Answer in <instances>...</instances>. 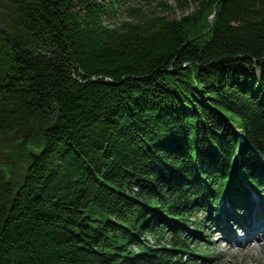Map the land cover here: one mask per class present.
Here are the masks:
<instances>
[{"label": "trees", "instance_id": "trees-1", "mask_svg": "<svg viewBox=\"0 0 264 264\" xmlns=\"http://www.w3.org/2000/svg\"><path fill=\"white\" fill-rule=\"evenodd\" d=\"M133 1L6 4L0 264H202L264 209V0Z\"/></svg>", "mask_w": 264, "mask_h": 264}, {"label": "rangeland", "instance_id": "rangeland-1", "mask_svg": "<svg viewBox=\"0 0 264 264\" xmlns=\"http://www.w3.org/2000/svg\"><path fill=\"white\" fill-rule=\"evenodd\" d=\"M158 1L160 0H135L132 2V4L138 9L139 13L142 15H171L179 17L186 12V10H183L181 7H178L176 5L175 0H161L166 1L169 5H171V10L161 9L157 4ZM1 2L2 3H0V17L6 14L7 7L6 1ZM121 9L122 8H120L119 12H121ZM122 18L130 19L131 17H129L128 14L123 11L119 15V19ZM30 151L33 150L30 149L29 152ZM253 197L254 195H252V198ZM257 205L241 214V216H243V222H240V225L242 224L243 226H246L248 225V223L250 225L253 218H264V216L260 217L261 214L254 212V208H258ZM259 209L260 211H263L264 215V209L261 207ZM200 215V212H198L197 217L200 218ZM221 215L223 214H220V216ZM220 218L221 219L217 225L213 223L211 224V226L209 225L210 227L207 226L209 231L208 233H206V236L204 235L197 239V241L199 242L198 246H200V248H203L205 246L204 251L210 252L211 254H213L214 257L213 259L209 258L204 260L202 264H264V244L260 248L253 247L252 249H247L244 245L233 247V245H231L227 240H225L227 234L230 233L229 226L225 225L223 222V218L225 219V216H221ZM233 225L234 224H230L231 229L235 227ZM261 228L262 227H260V229ZM263 242H258V244L261 245ZM253 244L255 245V242Z\"/></svg>", "mask_w": 264, "mask_h": 264}, {"label": "bare ground", "instance_id": "bare-ground-1", "mask_svg": "<svg viewBox=\"0 0 264 264\" xmlns=\"http://www.w3.org/2000/svg\"><path fill=\"white\" fill-rule=\"evenodd\" d=\"M254 201V206L255 207L258 204V199L256 197L253 198ZM258 208H254V212L259 213V206L257 205ZM264 216L261 214L260 217ZM227 225V223H225ZM260 227H262L260 229ZM230 233L227 234L225 239L235 246H245L247 249H252L253 247H258L260 248L264 244V218L262 219H257L253 218L251 224L246 225L243 227V229H239L234 231L233 228H229ZM232 230V233H231ZM255 242V245L253 244ZM258 242H263L261 245L258 244Z\"/></svg>", "mask_w": 264, "mask_h": 264}, {"label": "water", "instance_id": "water-1", "mask_svg": "<svg viewBox=\"0 0 264 264\" xmlns=\"http://www.w3.org/2000/svg\"><path fill=\"white\" fill-rule=\"evenodd\" d=\"M30 156H31L32 158H35V157H36V153L33 152V151H30Z\"/></svg>", "mask_w": 264, "mask_h": 264}, {"label": "flooded vegetation", "instance_id": "flooded-vegetation-1", "mask_svg": "<svg viewBox=\"0 0 264 264\" xmlns=\"http://www.w3.org/2000/svg\"><path fill=\"white\" fill-rule=\"evenodd\" d=\"M1 1H6V4L9 3L11 0H0V3H2Z\"/></svg>", "mask_w": 264, "mask_h": 264}]
</instances>
